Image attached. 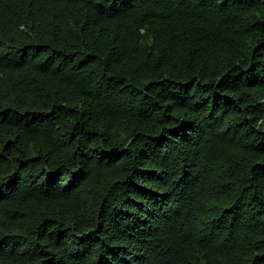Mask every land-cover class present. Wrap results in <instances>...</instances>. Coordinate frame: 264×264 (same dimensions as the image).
Instances as JSON below:
<instances>
[{"label":"trees","instance_id":"16d2710c","mask_svg":"<svg viewBox=\"0 0 264 264\" xmlns=\"http://www.w3.org/2000/svg\"><path fill=\"white\" fill-rule=\"evenodd\" d=\"M0 264H264V0H0Z\"/></svg>","mask_w":264,"mask_h":264}]
</instances>
